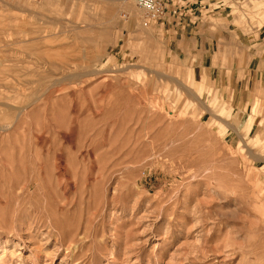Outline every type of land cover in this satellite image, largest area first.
I'll return each instance as SVG.
<instances>
[{"label":"rangeland","instance_id":"374dc122","mask_svg":"<svg viewBox=\"0 0 264 264\" xmlns=\"http://www.w3.org/2000/svg\"><path fill=\"white\" fill-rule=\"evenodd\" d=\"M164 1L0 0V264H264V0Z\"/></svg>","mask_w":264,"mask_h":264},{"label":"built area","instance_id":"2783aa9c","mask_svg":"<svg viewBox=\"0 0 264 264\" xmlns=\"http://www.w3.org/2000/svg\"><path fill=\"white\" fill-rule=\"evenodd\" d=\"M137 3L145 10L147 15L155 20H167V2L164 0H137ZM184 14L179 12V16Z\"/></svg>","mask_w":264,"mask_h":264},{"label":"crops","instance_id":"0c3cea01","mask_svg":"<svg viewBox=\"0 0 264 264\" xmlns=\"http://www.w3.org/2000/svg\"><path fill=\"white\" fill-rule=\"evenodd\" d=\"M178 19L180 20V17H178L177 20H178ZM180 21H182V19H181ZM173 22H174V21H173ZM179 23H180V22H179ZM179 23H178V24H173L172 26L175 28V27L179 26Z\"/></svg>","mask_w":264,"mask_h":264},{"label":"bare ground","instance_id":"6f19581e","mask_svg":"<svg viewBox=\"0 0 264 264\" xmlns=\"http://www.w3.org/2000/svg\"><path fill=\"white\" fill-rule=\"evenodd\" d=\"M37 152V151H36ZM256 158H258L257 156H256ZM261 158V157H260ZM260 158H258V159H260Z\"/></svg>","mask_w":264,"mask_h":264}]
</instances>
